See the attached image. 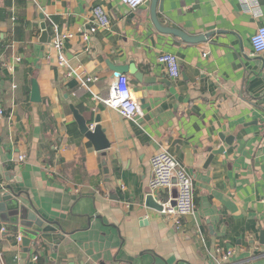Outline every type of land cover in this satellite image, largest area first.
I'll return each mask as SVG.
<instances>
[{
    "label": "crops",
    "instance_id": "obj_1",
    "mask_svg": "<svg viewBox=\"0 0 264 264\" xmlns=\"http://www.w3.org/2000/svg\"><path fill=\"white\" fill-rule=\"evenodd\" d=\"M151 1L130 10L120 0H0V46L11 45L0 49V109L7 113L0 117V186L22 191V201L65 233L33 241L26 256L21 235L10 233L0 240V263L216 264L219 249H235L232 264H264V53L251 42L264 26V0H255L259 18L241 0H161L165 26L210 34L198 43L157 30ZM96 5L111 23L87 41ZM17 11L26 42L13 40ZM42 13L50 34L43 57ZM59 34L72 35L65 41L70 67L58 65L52 44ZM163 53L179 58L178 79L159 63ZM130 63L148 79L125 73L142 108L135 119L100 100L116 69ZM34 78L41 102L31 101ZM71 104L90 124L100 115L108 173ZM160 151L192 174L193 213L169 217L146 206L151 158ZM177 192L173 186L158 197Z\"/></svg>",
    "mask_w": 264,
    "mask_h": 264
},
{
    "label": "built area",
    "instance_id": "obj_2",
    "mask_svg": "<svg viewBox=\"0 0 264 264\" xmlns=\"http://www.w3.org/2000/svg\"><path fill=\"white\" fill-rule=\"evenodd\" d=\"M128 9L136 10L148 0H120ZM246 11L253 17L259 18L261 11L255 0H241ZM92 23L87 32L83 34V38L87 41L98 32L100 28H108L110 26V18L108 12L101 5H96L92 10ZM72 35H56L53 39V47L58 50V65L61 67H70L69 60L65 54V41ZM251 42L255 53H264V26L258 27L257 31L251 37ZM206 56L207 53H204ZM18 61H22L20 55ZM159 63L163 64L170 78L178 79L181 76V66L179 58L173 53H163L158 57ZM71 72V71H70ZM71 74V73H70ZM98 77H89L87 82L96 81ZM86 84V81L84 82ZM107 107L117 110L124 118L135 119L142 115V108L139 101L134 96L131 87L130 78L123 74L119 76L118 81L112 85L108 97L100 99ZM3 111L0 109V117ZM25 155L19 156V161L24 162ZM152 178L149 183V192L163 205L162 212L169 217H183L193 213L196 209L195 197L193 191V176L181 165L168 151H160L151 158ZM176 186L177 195L174 197L162 198L158 194L165 189H171ZM21 243V236L18 237ZM236 253L235 249H219L216 255V264H232V258ZM37 259V256L34 257ZM4 264V263H0Z\"/></svg>",
    "mask_w": 264,
    "mask_h": 264
},
{
    "label": "water",
    "instance_id": "obj_3",
    "mask_svg": "<svg viewBox=\"0 0 264 264\" xmlns=\"http://www.w3.org/2000/svg\"><path fill=\"white\" fill-rule=\"evenodd\" d=\"M159 3L161 8V0H152L150 12L151 19L157 30L165 34L177 36L187 43H198L208 39L210 34L191 35L179 28L165 26L160 21L158 16ZM40 18L43 20L41 23L42 33L39 38V41L44 44L42 45L41 53V57H43L45 44H48L50 40V34L45 21V14L42 13ZM116 70L117 74L115 83L118 81L119 76L125 73L134 75V77L139 81H143V79L148 80L138 69L135 63L124 65ZM31 101H42L39 83L36 78L32 80ZM71 110L73 112L74 118L79 124L81 132L91 141L96 151L102 152V161L105 166V171L108 173L109 170L106 167V150L110 147V142L106 136L105 129L101 125L100 115L95 117L94 124H90L73 104H71ZM226 144H231L229 138L226 139ZM225 147L226 145L221 147L218 151L212 150V154L208 158L207 163L209 164L211 162L213 156L216 153L223 152ZM22 194V191H15L14 187L10 183L0 186V240L2 237H7L10 233H15L16 235L20 234L23 256H26L33 241L43 239L45 242H53L58 238H63L65 233L63 231H57L55 225L58 223L47 222L42 217L38 216V214H36L31 208L32 206L30 202L27 204L26 201H22ZM146 206L159 211H162L163 209V205L150 192L146 197ZM45 223L47 224L45 225ZM262 237L264 240V232H262Z\"/></svg>",
    "mask_w": 264,
    "mask_h": 264
},
{
    "label": "trees",
    "instance_id": "obj_4",
    "mask_svg": "<svg viewBox=\"0 0 264 264\" xmlns=\"http://www.w3.org/2000/svg\"><path fill=\"white\" fill-rule=\"evenodd\" d=\"M8 5L11 6V2ZM18 5L19 6H25L26 5V0H17V6ZM16 20H17L16 21V25H15V27L13 29V40H17V41L19 40V41L26 42V39L28 38V35H29L27 32L24 31L26 21H25L24 16L20 12H18V11L16 12ZM31 36L32 35L30 34V37ZM8 47L11 48V45H9L7 47L5 45L4 46H0V49L1 50H5ZM24 49H25L24 48V45L22 44L21 45V48H20V53L26 55V51ZM1 50H0V53H1ZM23 64H24V67L26 69V67L29 66L30 63L28 62V60L26 58H24ZM29 70L30 71L32 70L31 69V66H30V69ZM4 115L6 116L7 113L3 111V116ZM38 258L40 259V257H38Z\"/></svg>",
    "mask_w": 264,
    "mask_h": 264
}]
</instances>
